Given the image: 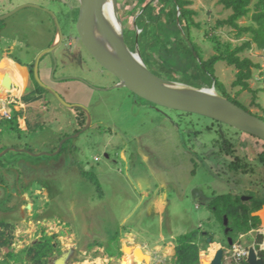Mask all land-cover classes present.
Instances as JSON below:
<instances>
[{
	"label": "rangeland",
	"instance_id": "obj_1",
	"mask_svg": "<svg viewBox=\"0 0 264 264\" xmlns=\"http://www.w3.org/2000/svg\"><path fill=\"white\" fill-rule=\"evenodd\" d=\"M191 1L190 7L197 11L195 21L200 25L192 29V34L205 60L216 53L210 38L215 37L232 47L250 39L249 35L240 37L231 26L218 24L232 13L218 0ZM28 3L53 11L64 33L69 27L64 41L66 46H83L77 61L79 66L69 62L66 71H62L60 53H48L41 60L40 71L48 63L51 74L40 75L42 81L55 86L68 103L86 106L93 123L77 135L83 128L76 132V121L66 127V119L52 120L55 114L50 104L70 118H75L78 108L65 107L44 88L45 91L39 93L33 82V96L46 98L51 118L48 117L46 123L41 122L43 126L37 129L23 130L25 133L6 131L7 124L1 123L5 131H0V143L5 146L0 151V155L3 154L0 177H6L12 184L16 180V194L24 196L21 200L23 216L17 221L16 255L19 258L16 264H34L27 256L28 244L38 239L43 228L57 235L53 241L56 245L54 261L61 258L63 252H69L70 264H109L110 256L105 248H88L86 244L116 245L119 242H122L124 254L117 264H175L176 238L197 229L203 233L199 243L204 261L212 258L220 248L228 249L227 256L234 258V244L239 243L248 250L254 246L253 240L259 233L257 228L264 232V214L260 225L251 231L235 232L232 235L234 244L228 246L224 240L225 225L217 220L209 204L215 197L239 189L240 194L253 192L257 198L264 199V163L259 157L264 151V142L198 114L155 106L126 88L108 90L116 80L94 58L81 38L78 0H0V14L5 15ZM141 7L138 0H122L119 4L128 39ZM44 9L26 7L4 20L0 58L11 55L25 63L29 59L35 62L57 33L53 16ZM239 23L249 25L251 20L247 17ZM169 28H173L168 29L170 37H165L160 46L147 54L151 68L164 75L166 70H172L177 77L190 80L196 87H212L215 80L207 76L209 82H205L194 57L178 49L176 28ZM241 56L259 65L249 80V89L234 86L237 70L226 62L216 64L215 76L231 97L251 112L264 116V49L254 45ZM58 65L60 68L56 72ZM60 74H65V79L58 81ZM57 82L62 84L56 85ZM0 97L5 99L7 95L0 92ZM87 124L88 116L85 126ZM66 139L74 143H67ZM55 147L57 149L52 152ZM61 147L63 150L59 153ZM11 148L17 151L4 154ZM70 152L73 154L70 161L74 160L75 164L81 161V167L96 174L99 187L82 178L73 167L33 176L21 162L48 167L58 164V158ZM236 159H240L238 164L242 166L239 171L230 169ZM10 160H14L11 164L16 167L5 164ZM228 181L239 182L240 188ZM244 202L252 204L248 200ZM73 232L78 239H74ZM63 233L73 239L60 237ZM162 235L166 239H162ZM255 249L260 252L259 246Z\"/></svg>",
	"mask_w": 264,
	"mask_h": 264
},
{
	"label": "trees",
	"instance_id": "obj_2",
	"mask_svg": "<svg viewBox=\"0 0 264 264\" xmlns=\"http://www.w3.org/2000/svg\"><path fill=\"white\" fill-rule=\"evenodd\" d=\"M118 1L119 4L122 3V0ZM218 1L224 6V8L231 10L232 12L227 19L219 21L218 24L221 26H231L238 31V35L240 37L243 35H249L250 39L245 41L241 45L232 47L231 44H223L215 37L210 38V40L214 42L216 53L212 55L208 60L204 59L200 47L195 42L192 34V29L199 28L200 25L195 21L194 17L197 14V11L190 7V5L192 4L191 0H138V2L142 4L141 11L136 18V26L131 29L128 34L129 39L127 37V33H125L126 41L130 48L132 50H135L137 31L138 29H141L142 31L138 36V42L140 50L142 52V56L148 67L159 76L196 86L192 84L188 79L177 77L172 70H166L164 75V73H161L154 68L152 69L151 65L148 62L147 54L149 53V51L160 46V43L164 40L165 37H170L171 34L168 33V29H173L169 28L173 26L174 28H176V32L178 34V37L175 40L177 42L178 49L182 50L183 52L190 53L194 57L199 69L201 70L203 78L205 79V82H209L206 78L207 76L211 77L213 80H215L214 85L220 93L224 94L230 100L242 106L247 111L251 112L250 109L243 106L237 99L229 95L224 84L220 82L219 79L215 76V66L218 62H226L229 66H233L237 70L234 86H240L242 87V89H249V80L253 78L254 69L258 68L259 65L248 57H242L241 53H243L246 49L253 47L254 45L258 49H264V0ZM179 12L180 14L178 15ZM247 17L250 18L251 24L242 26L239 21ZM178 22L180 29L178 28ZM4 27L5 21L0 20V37ZM194 51H196L198 56L194 54ZM8 57L13 58L20 64L29 65L33 77V60H31V62L29 63L27 62V64L11 55H9ZM4 61L0 65V74L7 67L2 66ZM1 78L2 77H0V79ZM36 86L39 93H43L45 91L38 83H36ZM78 111V114L75 116L76 132L84 128L87 123L86 113L80 108H78ZM180 113L192 114L181 111ZM18 115L19 114L16 115V118L4 121V123L6 122L7 124L6 131L12 133H14L15 129L16 131H22V125L19 122ZM260 117L264 119V116ZM214 121L220 125H224L219 121ZM2 124L0 125V127L3 126ZM257 139L264 142V140L260 138ZM67 143L72 144L73 140H68ZM2 150L3 149H1L0 151ZM259 157L260 160L264 163V151L260 153ZM79 167L80 175L82 178L97 185L98 187L100 186L99 179L97 178V176H95L96 174L93 171L81 168L80 164ZM241 167L242 166H240L239 164L235 165V163H233L231 166V168L235 170H239ZM209 206L210 208H212V210H214V215L216 216L218 221L223 223L224 218L227 217L229 221V227L233 228L237 233L249 232L261 223L259 217L252 216V211L248 206L239 203V200L234 199L231 194H224L215 197L214 200L210 202ZM201 234H203L201 230L197 229L176 238L175 264H201V246L199 243ZM51 240L52 238L48 239L46 244H39L34 248V252L36 254V258H34V264H49L48 258L44 257L49 256L53 251V247L50 242ZM262 241L263 236L261 235L259 237V243H261ZM94 246L105 248V251L110 256V258H115L117 260H119L124 254L122 242H119L116 245L102 243H94L92 245H90L89 243L87 244L88 248H93ZM109 264L113 263L111 262ZM243 264L247 263L244 262Z\"/></svg>",
	"mask_w": 264,
	"mask_h": 264
},
{
	"label": "water",
	"instance_id": "obj_3",
	"mask_svg": "<svg viewBox=\"0 0 264 264\" xmlns=\"http://www.w3.org/2000/svg\"><path fill=\"white\" fill-rule=\"evenodd\" d=\"M78 2L80 4L78 29L83 42L94 58L118 80L108 90L126 88L136 96L157 106L198 114L264 140V119L230 100L220 93L215 85L196 87L154 73L146 64L140 50L138 36L142 30L137 31L135 50H132L126 41L118 0H78ZM26 7L44 9L37 4L28 3L1 15L0 20H5ZM44 11L53 16L57 25V35L53 44L38 54L33 67L34 79L65 107L80 108L86 112L88 124L83 131L77 134L80 135L93 123L90 110L81 104L68 103L54 87L44 83L41 79L40 63L42 57L47 53L54 54L64 40V32L57 15L48 9H44ZM194 54L198 56L196 51ZM52 77H54V73H52ZM63 79L65 78L61 80ZM16 83L17 79L12 81L10 76L5 74L2 79V86L7 89L2 88L3 94H8ZM19 151L26 152L27 150ZM262 214H264V208L254 213V215ZM230 243L232 244V241ZM68 255L65 253L56 261V264H67ZM223 256L224 250L219 249L212 264H222ZM248 260L250 264H263V260L258 257V252L254 246L249 248Z\"/></svg>",
	"mask_w": 264,
	"mask_h": 264
},
{
	"label": "crops",
	"instance_id": "obj_4",
	"mask_svg": "<svg viewBox=\"0 0 264 264\" xmlns=\"http://www.w3.org/2000/svg\"><path fill=\"white\" fill-rule=\"evenodd\" d=\"M56 52L60 53V55L59 54L58 55L63 60L65 57V49L61 46L58 50H56ZM5 59H7L9 61L11 60V62L14 63L16 66H15V68H12L11 64L8 65L5 68V70L0 74V77H2L5 74H8V73H6V71L11 67L9 69V71H7V72H9L10 75L14 79H17V83L14 84L12 89L9 91V93L6 94L7 97L5 99L3 97H0V125H1V123H4V121H6V120H11L12 118H16V115L19 114L18 115L19 116V122L22 125V131L23 130L27 131L29 129H37L38 126H43L41 124V122L46 123V121L48 120V117L51 118L49 115L50 109L48 111L46 109V107L48 106L46 98L43 99L44 97L41 98V96L40 97L39 96H35V97L33 96V94L35 92L33 93L34 89L32 86V82H33V85H36V83L34 82V79L32 77L31 71L29 69V65L20 64L18 61H15L13 58L8 57L7 55H4L3 57L0 58V65ZM29 62H31L30 59H29L28 63ZM44 67L45 68L43 69V71L42 72L40 71L41 74L43 73V75L49 76L51 74V70H52V69H50L51 66L48 63H45ZM59 68H60V66L56 69V72L59 70ZM66 68H67L66 66H63V65L61 66L62 71H66ZM64 75L65 74H60L58 81H61L62 78H65ZM60 84H62V82H60V83L57 82L56 85H60ZM50 86L54 87L58 91V89L55 86H53V85H50ZM31 89H33V90H31ZM0 92H2V91L0 90ZM31 95L33 97H31ZM42 102H43V105H42ZM50 105L52 106V108L54 110L53 113L55 114V116L54 115L52 116V118H51L52 120H56V121L61 122L62 120L66 119V120H64V122L66 121V124H65L66 127H69L72 124V121H76L74 117H72V118L68 117L65 114L66 112H63L59 108L55 110L53 104H50ZM38 109H40V111H35ZM11 111H12V113H10ZM44 112H46V114H44ZM0 131L2 133H4L5 129H2V127H0ZM15 132H16V129H15ZM64 143H63V145H64ZM4 146L5 145H3V144L1 145V143H0V149H2V148L4 149ZM62 148L63 147H61V150L59 151V153L62 152V150H63ZM56 149H57V147H55L54 150H52V152L55 151ZM9 151H17V150L11 148V149H9ZM71 155H73V154H71V152H70L69 154H66V157L65 156H63V157L59 156V157H61V158H58L60 160V161H58L59 163L53 164V165L48 166V167H46V166L44 167L41 165L31 166L26 161H21V162H23L25 164V166H27L26 168L31 170V173H33V176L34 175L40 176L41 173L43 174L44 172H46V173L51 172L52 173V172H54V170L57 171L61 167L65 168L66 170H68V169L70 170L72 167L76 168L78 170L79 175H80L79 164L82 162L80 161V163L78 162L77 164L73 163L74 160H73V162L70 161ZM11 161H14V160H10L8 163H5V162L4 163L6 165L10 163L9 165H11ZM81 168H83V167H81ZM24 175L27 177L26 174H24ZM51 176H53V175H51ZM52 183H51L50 189L52 188ZM161 205H162L161 211L163 212L164 211V204L162 203ZM159 210H160V208H159ZM260 231L264 235V232H262L261 229H260ZM72 236L74 237V239L79 238V236H77L75 232L72 233ZM60 237H62L64 239L67 238L70 240L73 239L72 237L71 238L67 237L64 233L61 234ZM162 239H166V237L164 235H162ZM253 243H254V247L256 248V246H258V245H255V240H253ZM86 246H87V244H86ZM220 249H223V248H220ZM260 249H263V251H264V245L263 244L260 245ZM202 251H203V248L201 246V264H212L213 260H214V256L216 255V253L214 256H212V258H208L207 260L204 261L202 258V254H203ZM216 252H218V251H216ZM228 253H229L228 249H226V251L224 250V256H223L222 264H243L244 262L247 264H250L248 258L245 260H242L243 263L242 262L238 263L235 261L234 258H229V256H227Z\"/></svg>",
	"mask_w": 264,
	"mask_h": 264
},
{
	"label": "flooded vegetation",
	"instance_id": "obj_5",
	"mask_svg": "<svg viewBox=\"0 0 264 264\" xmlns=\"http://www.w3.org/2000/svg\"><path fill=\"white\" fill-rule=\"evenodd\" d=\"M78 9L80 12V4H79ZM68 31H69V27H68L67 33H68ZM55 32H56V30H55ZM67 33H64V40H63V43L61 45L65 49V57H64L62 64H61L63 66H66L67 63H69V62L71 64H78L77 63L78 58L81 57L82 49H84L83 46L76 48L73 44H72L71 48L66 46L64 44V41H65ZM56 35H57V33H56ZM56 35H55L54 39L51 41V43L48 45V47H46V49L49 48V46H51L53 44V42L56 38ZM59 48H57L56 50H58ZM44 56H46V55H44ZM53 66H54V62H53ZM59 66L60 65H58V67ZM78 66H79V64H78ZM30 71H31V69H30ZM33 77H34V75H33ZM112 77L114 78V80H116V78L114 76H112ZM117 82H118V80L115 81V83H117ZM84 128H85V126H84ZM239 160L240 159H236V161L233 163H235V165H237ZM232 164H231V166H232ZM10 166L16 167V164H14V165L11 164ZM230 169H232V168L230 167ZM232 170H235V169H232ZM237 171H239V170H237ZM13 181L15 182V184H12L13 182L11 183V182H9V180H6V177H4V176L0 177V263H2V264H16V258H19V256L16 255V231L18 228L17 221H20L22 219V216H23L22 212H21V207H22L21 206L22 205L21 200L24 199V196L21 193L16 194V180H13ZM23 184H25V183H23ZM230 184H233L234 186H237V188H240V187H238L239 182L235 183V184L234 183H230ZM240 192H241V189H239L237 191H233V192L228 193V194H231L234 199H236V200L238 199L239 203H241L243 205H246L244 200L250 201L252 204L246 205V206H248L251 209L252 216H259V218L261 220L262 215H254V213H256V212H258L264 208V199L257 198L255 193H253V192L249 193L248 195L243 194V193L240 194ZM240 199H241V202H240ZM223 223L225 225L223 230L226 233L224 240L226 239V242H228V246H232V244H234V240H233L232 235L235 234L236 231H234L233 228L229 227V221H228L227 217L224 218ZM41 231L42 232L40 233L38 239L36 241H34L32 244H28V246H30V247L27 250V256L29 258H32L34 261V258H36L34 248L36 246H38L39 244H44V243L46 244L48 239L52 238V240L50 242H51V245L53 247V251L49 256H46L44 258H48L49 264H56V263H54V262H56V260L54 261V259L52 257L54 255V249L56 247V245H55V243H53V241H54V238L57 237V235L56 234L51 235L44 228ZM256 232H259V233L256 234L255 245H258L260 248V245L262 244L263 241L261 243H259V237L261 235L263 236V234L261 233L260 229H258V228H257ZM210 240H212V239H210ZM263 240H264V237H263ZM230 241H232V244L230 243ZM4 249H9V250L5 252ZM11 249H12V251H11ZM65 253L69 254V252H63L61 256H63ZM69 255L67 257V262L69 261V258H70ZM215 256H214V258H215ZM258 257L263 260V264H264V251H263V249H260V252H258ZM109 259H110L109 263L112 262L113 264H117V262H118V260L115 258H109ZM235 261L238 263H241V262L243 263L242 260H236L235 259ZM68 263L70 264V262H68Z\"/></svg>",
	"mask_w": 264,
	"mask_h": 264
},
{
	"label": "built area",
	"instance_id": "obj_6",
	"mask_svg": "<svg viewBox=\"0 0 264 264\" xmlns=\"http://www.w3.org/2000/svg\"><path fill=\"white\" fill-rule=\"evenodd\" d=\"M234 259L236 260H244L247 259L249 250L246 249L244 246L241 244L237 243L234 244Z\"/></svg>",
	"mask_w": 264,
	"mask_h": 264
},
{
	"label": "bare ground",
	"instance_id": "obj_7",
	"mask_svg": "<svg viewBox=\"0 0 264 264\" xmlns=\"http://www.w3.org/2000/svg\"><path fill=\"white\" fill-rule=\"evenodd\" d=\"M10 64H11V67H12V68H15L16 65H15L14 63H12L11 61H9V60H5L2 66H8V65H10ZM11 67H10V68H11ZM10 68H9V69H10ZM9 69H8L7 71H9ZM7 71H6V73H8V75H9L10 78H11V80L14 81V78H13V77L10 75V73L7 72ZM3 77H4V75H3L2 78L0 79V90H1L2 92H3L2 88L7 89V88H5L4 86H2V79H3Z\"/></svg>",
	"mask_w": 264,
	"mask_h": 264
}]
</instances>
